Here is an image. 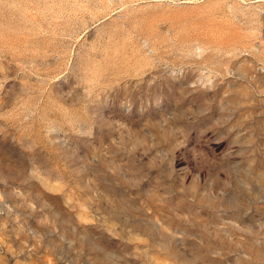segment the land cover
Listing matches in <instances>:
<instances>
[{"label":"rangeland","instance_id":"1","mask_svg":"<svg viewBox=\"0 0 264 264\" xmlns=\"http://www.w3.org/2000/svg\"><path fill=\"white\" fill-rule=\"evenodd\" d=\"M0 264H264V0H0Z\"/></svg>","mask_w":264,"mask_h":264}]
</instances>
